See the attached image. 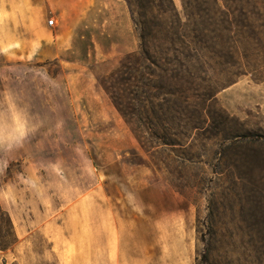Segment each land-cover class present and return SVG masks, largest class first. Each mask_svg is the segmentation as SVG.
<instances>
[{
  "label": "rangeland",
  "instance_id": "rangeland-1",
  "mask_svg": "<svg viewBox=\"0 0 264 264\" xmlns=\"http://www.w3.org/2000/svg\"><path fill=\"white\" fill-rule=\"evenodd\" d=\"M174 1L183 15L182 0ZM231 8L233 20H243L240 7ZM247 24L221 33L225 47L207 74L192 69L179 118H156L171 103L167 88L154 96L155 66L146 63L145 99L132 101L150 117L138 124L143 137L100 82L135 89L139 78L125 83L116 73L130 52L41 62L9 59L13 47H0V205L15 228L24 227L16 245L0 249V264H60L38 227L54 220L58 237L63 214L93 215L101 190L134 224L130 264H142L143 248L146 262L148 242L150 264H264V168L253 175L249 147L225 138L241 127L264 130V11ZM204 112V128L194 129ZM154 130L176 144L162 143Z\"/></svg>",
  "mask_w": 264,
  "mask_h": 264
},
{
  "label": "crops",
  "instance_id": "crops-1",
  "mask_svg": "<svg viewBox=\"0 0 264 264\" xmlns=\"http://www.w3.org/2000/svg\"><path fill=\"white\" fill-rule=\"evenodd\" d=\"M50 18H55L53 24ZM4 46L13 47L15 57L9 59L43 62L107 58L133 52L138 43L126 0H0V47ZM99 193L93 215L63 214L58 237L54 220L38 227L52 240L60 264H130L134 224L126 209L115 203L118 200ZM147 218L149 232V212ZM68 222L86 224L80 229L73 225L72 230ZM15 230L19 234L24 227ZM150 252L148 242L142 264H150Z\"/></svg>",
  "mask_w": 264,
  "mask_h": 264
},
{
  "label": "trees",
  "instance_id": "trees-1",
  "mask_svg": "<svg viewBox=\"0 0 264 264\" xmlns=\"http://www.w3.org/2000/svg\"><path fill=\"white\" fill-rule=\"evenodd\" d=\"M232 2L240 7L243 20H233ZM127 3L140 48L120 60L121 66L116 73L124 76L125 83L139 78L138 84L135 89L130 90L119 87L115 81L100 82L138 137H143L139 134L138 124L145 126L150 119L143 106L138 110L132 107L133 100H139L142 105L145 99L148 85L145 79L149 68L146 63L149 61L155 66L150 73L156 79L152 85L157 90L154 96L159 98L160 91L167 88L164 94L169 95L166 101L171 103L164 113L157 111L156 118H179L178 115L183 113L178 105V100L182 98L179 95L192 89V69L207 74L213 60L212 55L225 47L218 41L221 33H230L235 26L245 21L250 25L251 18L257 12L264 11V0H182L183 15L174 0H127ZM229 50L231 54L236 53L233 46ZM207 116L204 112L203 119L194 121L193 128H204L201 124L202 120L206 122ZM152 135L164 144H176L158 131H152ZM225 138L232 147H249L244 156L253 175L256 169L264 168V130L241 127ZM17 242L18 236L12 218L0 205V249L6 250Z\"/></svg>",
  "mask_w": 264,
  "mask_h": 264
},
{
  "label": "built area",
  "instance_id": "built-area-1",
  "mask_svg": "<svg viewBox=\"0 0 264 264\" xmlns=\"http://www.w3.org/2000/svg\"><path fill=\"white\" fill-rule=\"evenodd\" d=\"M54 21H55V19H54V18H50V19H49V21H48V23H49V24H53V23H54Z\"/></svg>",
  "mask_w": 264,
  "mask_h": 264
}]
</instances>
